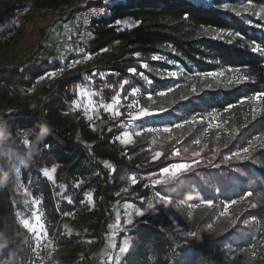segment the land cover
Segmentation results:
<instances>
[{
    "label": "trees",
    "instance_id": "trees-1",
    "mask_svg": "<svg viewBox=\"0 0 264 264\" xmlns=\"http://www.w3.org/2000/svg\"><path fill=\"white\" fill-rule=\"evenodd\" d=\"M230 1L233 4L239 2ZM213 2L215 6L201 5L194 0L90 2L105 3L110 9L107 16L93 24L90 40L93 53L104 50L103 54L108 51L114 54L109 73L102 81L106 102H110L118 93L125 79L129 84L124 86L123 95L131 88L138 87L157 98L159 90L174 85V79L166 71L179 64L185 69L183 84L179 87L182 92L176 93L168 113L178 121L190 120L196 113L203 116L213 110L224 115L232 133L209 129L206 121L191 125L178 147L183 160L191 159L192 153L197 151L211 158L218 149L223 156L247 146L256 136L264 134V113H257L256 119H252L251 108L246 107L249 102L239 103L245 96L264 92V32H259L255 23H250L262 22L257 12L264 8V0H242L243 4H251L249 8L252 13L241 10L223 13L218 7L222 0ZM80 7L73 11L76 13ZM124 18H132L135 26L119 28L116 23ZM218 29L224 31L223 39L213 38ZM44 32L37 48L24 59L12 65L0 63V85H6L0 93V104L22 105L16 111L0 107V119L6 121L11 129V136L0 143V175L7 173L9 176L8 183L0 186V264H29L30 259L31 246L21 233L15 212L26 207L15 180L16 167L28 152L19 137L20 131L31 129L40 135L42 126L49 124L51 131L44 134V142L49 147L35 155L38 166L66 165L60 177L66 182L89 177L86 186L94 189L96 199L109 210V215L103 218L101 224L105 233L116 219L113 211L116 194L122 189L126 178L138 170L137 164L124 154L126 147L115 139L122 127H110L108 123L100 131H94L85 118L66 114L75 97L72 87L84 79L81 73L50 80L44 87V100L39 107L24 101L19 92L11 99L13 88L29 90L36 78L60 65L39 55L43 48ZM228 33H237L239 37L227 43L230 38ZM136 53L140 55L136 56ZM154 55L165 59L152 60ZM144 64L148 67H143ZM129 68H135L136 73L129 72ZM223 68L252 71L254 77L229 84L213 79L202 80L201 76L196 75ZM139 73H143L152 83L149 85ZM209 83L213 85L212 88L207 87ZM193 86L197 88L195 94L191 91ZM185 95L189 98L182 101L180 97ZM229 104L236 106L225 112L224 108ZM259 107L264 108V105ZM127 148L131 154L139 150L138 146ZM181 158L162 160L163 163L161 161L138 172L151 174ZM104 161L111 162L115 171L106 168ZM147 183L146 176L136 183L137 189L143 188L139 196L148 198L153 191L161 196H170L172 206L180 204L179 209L176 208L178 223L196 231L198 235L192 236L187 244L176 245L166 217L140 221L129 232L133 237L132 247L125 254L122 264H225L226 258L232 255L241 259L242 263L244 258L254 260L251 245L260 246L264 241V150L255 151L249 160L220 167H197L167 184L156 185L154 189L150 185L145 186ZM43 189L46 213L56 221L59 214L50 184L44 183ZM248 191L253 192L250 200L256 207H250L246 200L234 226L219 218V211L226 202L239 199ZM208 199L214 201L213 206L192 219L187 205ZM131 200L142 209L146 208L145 202L137 196ZM211 223L216 227L215 234H209L206 230V225ZM63 240L64 248L57 255V262L71 264L79 257V247L73 245L76 241L74 236Z\"/></svg>",
    "mask_w": 264,
    "mask_h": 264
},
{
    "label": "rangeland",
    "instance_id": "rangeland-1",
    "mask_svg": "<svg viewBox=\"0 0 264 264\" xmlns=\"http://www.w3.org/2000/svg\"><path fill=\"white\" fill-rule=\"evenodd\" d=\"M91 1L96 0H0V63L6 65L16 64L34 51L37 48L39 36L43 32L42 29L47 25L44 32V43H42L43 48L40 50L39 55L48 57L51 63L59 62V66L63 68V74L60 77L77 73H81L84 77L83 81L72 87L71 91L74 92L75 97L70 111L66 112V114L71 117L85 118L94 131H100L108 123L110 127L115 125L122 127L123 130H127L129 129L128 117L124 105L133 100L131 90L126 92L127 99H125L126 94L123 95L124 89H118L121 106H117L115 110L121 112L120 116L106 112L104 108L99 106L100 104L112 103V99L110 102H106L102 81L105 80L104 76L109 73L111 62L113 61L112 57H114L113 52L108 51L106 54L102 53L104 50L99 53L81 52L78 48L79 36L74 31L69 32V29L72 27L71 24L76 18V13L73 10L78 6L89 5ZM194 1L201 5L215 6L213 0ZM237 1L239 2L233 4L230 0H222L218 7L223 13L236 10L252 13L247 4H243L242 0ZM104 2L107 3L110 0H104ZM224 5H227L228 8L225 9ZM246 8L248 9L247 11L245 10ZM261 15H264V12L260 9L257 12V17ZM117 22H120L118 26L121 29L130 28L125 24L132 25L127 20H119ZM250 23H255L258 31L264 32V20L261 23L253 21ZM56 32L58 36H54ZM49 37L51 38L49 39ZM53 46L56 47L55 50L51 49ZM89 56L91 59H88ZM61 57L63 58L61 59ZM172 71L177 72V76L172 77L174 85L169 87L172 88V91H167L168 88L161 89L159 92L164 91L166 95L156 98L153 94L145 92V89L140 88L141 91L135 97L139 102L136 105L137 108L149 107L150 110H155L158 106H162L169 109L174 103L176 93L178 91L179 93L182 92V90H179V87L183 84L182 74L185 73V69L177 64L167 70L166 73ZM101 73L105 75L101 77ZM239 74L246 75L250 79L254 77L252 71L248 70H241ZM239 74L232 73L233 76ZM88 77H91V81L87 79ZM58 78L54 76L49 81ZM207 79L213 78L202 77V80ZM218 80L228 82V75L226 74L225 77ZM49 81L47 80L39 91L15 90L13 88L11 99H14V96L19 92L23 95L24 101L31 106L35 105L39 107L41 104L39 93L45 94L44 87L49 84ZM5 86L0 85V93L4 90ZM77 86L83 87L93 94L91 98L94 101L95 107L88 111V115L93 116L92 121H89L84 114L87 98L80 96L78 90H76ZM149 94L152 95V99L156 101V104H152L147 99ZM76 104H79L80 107H76ZM21 106V104L12 105L8 102L0 104V107L7 111H16ZM248 106L252 109L254 105L249 102L246 107ZM209 113H212V117H214L212 119V126L209 129H222L228 133H232L221 112L213 110L205 113L203 117L206 123L211 119L208 115ZM179 122L182 123L183 121H178L168 111L162 115H153L142 118V120L132 121L130 128L133 130L135 139L131 145H127L126 147L138 146L139 151L131 154V160L139 168L145 169L156 166L163 160V157L153 160L156 152L167 154L173 149H178L190 126L194 124H184L180 129L173 128L170 134L150 133L146 129L148 127H168ZM216 124H219L220 127L216 128ZM137 132L140 134L136 135ZM19 137L24 144L25 141H28L25 144L28 149L27 156L20 160L15 173L17 188L24 196L26 207L23 210L16 209L15 212L21 233L31 246L29 264H58L57 255L64 248L63 239L71 236L76 238L73 245L79 247V257L71 264H122L125 254L132 247L133 237L129 232L135 226H126L127 219L129 218H133L136 225L138 222L146 221L150 218L163 219L166 217L170 222V233L175 244L181 245L190 242L192 231L182 227L178 223L175 206L162 203L159 199L161 195L154 191L148 198L139 196L143 188L137 189L135 185L140 177L145 176L139 172L138 174L135 173L128 176L122 189L116 194L117 198L113 202V211L116 219L114 223L108 226V232L105 233L101 229V224L103 218L109 215V210L96 199L94 189L86 186L88 185L89 177L69 182L60 180L61 175L66 170V165L57 164L51 167H39L35 160V155L40 154L48 146L44 142V139H41L40 135L31 129L20 131ZM53 168H55L54 172L52 171ZM45 172L48 175H45ZM133 176L136 177V183L132 182L131 177ZM146 177L148 185H150V177L155 179L154 176L150 175ZM81 181L83 182L81 183ZM44 183H49L51 186L52 197L59 214L56 221L49 217L44 207ZM77 184L80 186L76 187ZM150 187L154 189L155 186L150 185ZM89 195L92 196L91 201L87 199ZM134 196L144 201L146 208L142 209L135 204L131 200ZM68 197H71L72 203H68ZM32 200H39V205H32L30 203ZM245 201L233 205L229 209V215L221 218L231 224V221L235 220ZM149 203H152L154 207H148ZM208 208L207 205L201 204L198 208H189L188 212L193 219L197 215L206 212ZM63 209L66 210L63 211ZM135 210L143 212L144 215L137 217ZM37 212L41 215V220L36 216ZM66 213H70V215H66ZM213 228L214 232L208 231L209 234H215L216 227L214 224ZM109 232L118 235H113V240H111ZM41 233H43L42 236L40 235ZM124 240H128L129 247L126 252L120 253L119 247L122 246ZM113 245H116V247L114 248ZM252 251L255 253L253 254L254 260L247 261L244 258V263H242L240 262L242 261L241 259L238 260L235 255H232L226 258L225 264H254L256 262L257 264H264V241L260 246L256 245ZM153 261H155L154 258Z\"/></svg>",
    "mask_w": 264,
    "mask_h": 264
},
{
    "label": "snow or ice",
    "instance_id": "snow-or-ice-1",
    "mask_svg": "<svg viewBox=\"0 0 264 264\" xmlns=\"http://www.w3.org/2000/svg\"><path fill=\"white\" fill-rule=\"evenodd\" d=\"M225 9L228 8L227 5L223 6ZM248 7H251V4L248 5ZM246 11L248 10L247 8L245 9ZM100 10H97L95 8L90 10V14L94 15L97 12H99ZM262 12H264V8L261 9ZM240 14V13H237ZM185 19H187V17H185ZM261 20H264V15L260 16ZM83 23L85 25L88 24V19L87 17H85ZM139 23V22H137ZM117 25L120 24V22L116 23ZM127 27H134L135 25H129V24H125ZM216 31V35L213 37L214 39H223L224 38V31L222 29H218L215 30ZM230 38L227 40V43H232L234 41L235 38L239 37V34L237 33H228L227 34ZM79 51L83 52L84 49H79ZM174 51V49H173ZM139 53H136V56H139ZM63 57H61L62 59ZM88 59H91V57L89 56ZM152 60H163L165 59L162 56H158V55H154L151 57ZM168 63H173V61H168ZM143 67L147 68L148 65L144 64ZM129 72L131 73H136V69L135 68H129L128 69ZM235 72L237 74L241 73V69L238 68H223L222 70L219 71H210V72H204V73H196L197 76H202V77H210L213 78V80H217L219 78L225 77V75H228V83H241L244 81L249 80L250 78L246 75L243 74H239V75H235L233 76L232 73ZM50 75L54 76L55 73H51ZM105 74L101 73V77H103ZM139 75L141 77H143L147 83L150 85L152 82L150 80H147V77H144L143 73H139ZM168 75L170 77H176L177 76V72L176 71H172L169 72ZM43 79V77L41 78ZM89 81H91V77L87 78ZM254 82V81H253ZM129 81L127 79H125L123 81V83L120 84V88L124 89L125 85H128ZM208 88H212L213 85L211 83H209L207 85ZM80 96L81 97H85L87 98V104L85 105V115L87 116L89 121L93 120V116L92 115H88V111L89 109H93L95 107L94 101L92 100L91 96L93 95L92 93H90L87 89L83 88V87H79L77 86V89ZM141 90L138 87H133L131 88V96L133 97V100L129 103H127L126 105H124L126 112H127V117H128V126H131V122L132 121H138V120H142V118H147L149 116H153V115H162L164 112L168 111V109L162 107V106H158L157 109L155 110H150L149 107H139L137 108L136 105L139 103L138 100L135 99L136 94L139 93ZM167 91H172V88H168ZM192 93H197V88L195 86L192 87L191 89ZM158 96H165L166 93L164 91H160L157 93ZM188 96H181L180 99L186 100L188 99ZM125 99H127V94L125 96ZM147 99L152 103V104H156V101L152 99V95L149 94ZM246 102H251L254 106L252 107L251 111L253 113L252 119H256V115L257 113H264V108L259 107L260 105H264V92H257L254 93L252 95L249 96H245L243 99H241L239 101L240 104H244ZM100 107L104 108V110L106 112L109 113H113L115 116H120L121 112L118 110H115L117 108V106H121V99H120V94L117 93L116 96H114L112 98V103L111 104H100ZM236 105L235 104H229L224 108L225 112H228L230 109L234 108ZM76 107H80L79 104H76ZM11 116V114H9ZM209 117L211 119H209V121L207 122V126L211 127L212 126V119H214V117H212V113L208 114ZM199 117V119H198ZM196 123H200V124H204L205 123V119L203 116H201L199 113L193 114L189 119H185L183 120V122H179L176 123L172 126H168V127H148L146 129V131L150 132V133H161V134H170L173 130V128L176 129H180L184 126V124H196ZM216 128H219L220 125L216 124L215 125ZM48 132L47 127H43L41 132H40V136H44L45 133ZM140 133L137 132L136 135H139ZM132 135L133 133L129 132V131H124L123 132V139H121L120 136H117L116 139L120 140L121 143L123 144H128L131 142L132 139ZM28 141H25V144H27ZM197 144L200 143L199 140L196 141ZM227 147V145H225ZM49 147V146H46ZM259 150H264V134L258 135L255 137L254 140H251L247 146L242 147L238 150H234L231 151L230 153H226L223 156H221L219 154V150H215L212 155L211 158H208L206 156H203L201 152L197 151V152H193L192 153V158L188 159V160H183L181 158V151L179 149H173L171 151H169L167 154L162 153V152H156L155 155L153 156V160L159 159L160 157H163V161H168L170 159L175 158H181L179 160H176L170 164H167L165 166H163L162 168L158 169L157 172L155 173V179H152L151 177L149 178L150 180V185L151 186H156V185H160V184H167L169 182H171L172 180L177 179L181 174H184L186 172H189L197 167L200 166H214V167H220L221 165H229L233 162H239V161H244V160H249L253 158V154L255 151H259ZM162 161V163H163ZM104 166L108 169H111L112 171H115V169L113 168V165L110 164L108 161H104ZM52 171H55V168L52 169ZM45 175H48L47 172L44 173ZM132 182L136 183V177L133 176L131 177ZM83 181H81L82 183ZM80 185L77 184L76 187H79ZM145 186H149L148 184H146ZM253 196V192L252 191H248L246 193H244L239 200L235 199V200H231L227 203L224 204L223 209L221 211H219V216L220 217H227L229 215V209L232 208L233 205H236L238 203H240L241 201L247 200L249 202L250 207H256V204H253L250 200V198ZM89 201L92 200V196L89 195L87 198ZM160 201L164 204H173V199L170 196H160L159 197ZM68 203H72L71 197L67 198ZM30 203L34 206L39 205L40 201L39 200H32L30 201ZM214 201L211 199L208 200H202L199 203H195V204H189L187 205V207L192 208V207H200L201 204L207 205L209 208H211L213 206ZM148 207H154V205L152 203L148 204ZM175 207L177 209H179L180 204L177 203L175 205ZM66 215H70V213H66ZM135 215L137 217L143 216L144 213L143 212H137L135 210ZM36 216L41 220V215L37 212ZM119 219V218H117ZM253 220H255V218H252ZM239 220V215H236V219L231 221L232 226L235 225L236 221ZM245 223H250V221H245ZM126 226H135V220L133 218H129L127 219L126 222ZM206 230H208L209 232H214V228H213V223L211 224H207L206 225ZM41 236L43 235V233L40 234ZM198 233L196 231H192L191 232V236L195 237L197 236ZM113 247L115 248L116 245H113ZM129 247V242L128 240H124L122 246L119 247V252L120 253H124L128 250ZM251 247L254 249L256 247L255 244H252ZM255 254V253H253Z\"/></svg>",
    "mask_w": 264,
    "mask_h": 264
},
{
    "label": "built area",
    "instance_id": "built-area-1",
    "mask_svg": "<svg viewBox=\"0 0 264 264\" xmlns=\"http://www.w3.org/2000/svg\"><path fill=\"white\" fill-rule=\"evenodd\" d=\"M93 8L100 10V11L94 15H91L90 10ZM109 12H110L109 6L105 3L104 4L82 5L80 7V9L76 12V18L74 22L71 24L72 27L69 29L70 33L74 31L76 35L79 36V44H78L79 49L81 48L84 49L85 53L92 52L91 51L92 47L90 43V40L92 38V26L97 20H100L104 18L105 16H107ZM85 17H87L88 19L87 25L83 23ZM55 48H56L55 46L51 47L52 50H55ZM50 73H55L54 75L55 77H60L63 74V68L59 66L56 69L50 70L44 75L39 76L38 78H36L34 83H32V85L29 87V90L39 91V89L43 86V84L47 80L49 81L51 77H54L50 75ZM42 77L43 79H41ZM39 97L41 98V102H42L44 100V95L39 93ZM45 126L48 128V132H50L51 127L49 126V124L46 123ZM123 152L124 154H126L128 159H131V153L127 147L124 149Z\"/></svg>",
    "mask_w": 264,
    "mask_h": 264
},
{
    "label": "crops",
    "instance_id": "crops-1",
    "mask_svg": "<svg viewBox=\"0 0 264 264\" xmlns=\"http://www.w3.org/2000/svg\"><path fill=\"white\" fill-rule=\"evenodd\" d=\"M121 20H127V22H129V23H131V24H134V25L136 24V22H135L132 18H124V19H121ZM118 21H119V20H118ZM73 22H74V21H73ZM46 26H47V25H45V27H46ZM45 27L42 29L43 31H45ZM41 35H42V33L40 34L39 39H40ZM56 35L58 36V33H57V32L54 34V36H56ZM44 37H45V34H44ZM50 38H51V37H49V39H50ZM39 39H38V42H39ZM42 43H44V39H43ZM110 103H111V102H110ZM110 103H109V104H110ZM107 104H108V103H107ZM128 128H129V129H127V130H126V129H125V130H122L117 136H120L121 139H123V132H124V131H129V132L133 133L132 128H130V127H128ZM117 136H116V137H117ZM115 139H116V138H115ZM134 139H135V135H134V133H133V135H132V139H131V142L128 143V144H123V143L120 142V140H117V139H116V141H117L120 145L126 147L127 145H131V144L133 143L132 141H133ZM133 146H134V145H133ZM138 151H139V150H138ZM109 163L112 164L111 162H109ZM112 165H113V164H112ZM137 166H138V165H137ZM140 169H143V168H142V167H141V168L138 167V170H140ZM138 170H137L136 172L130 174V175H134L135 173L138 174ZM155 173H156V172H152L151 174H147V175L145 174V176H148V175H150V176H154ZM130 175H129V176H130ZM145 176H144V177H145ZM140 178H143V177H140ZM140 178H139V179H140ZM154 178H156V177L154 176ZM139 179H138V180H139ZM172 181H173V180H172ZM109 235H110V239L113 240V237L116 236V235H118V234H113L112 232H109ZM113 235H114V236H113Z\"/></svg>",
    "mask_w": 264,
    "mask_h": 264
},
{
    "label": "clouds",
    "instance_id": "clouds-1",
    "mask_svg": "<svg viewBox=\"0 0 264 264\" xmlns=\"http://www.w3.org/2000/svg\"><path fill=\"white\" fill-rule=\"evenodd\" d=\"M45 127L44 125L42 128ZM48 129V128H47ZM11 136V129L8 123L0 119V143H2L6 138ZM41 139H44V136H40ZM9 176L7 173L0 175V186H4L8 183Z\"/></svg>",
    "mask_w": 264,
    "mask_h": 264
}]
</instances>
